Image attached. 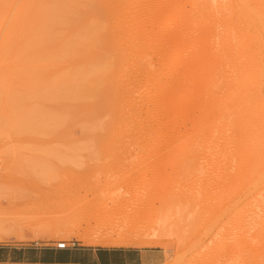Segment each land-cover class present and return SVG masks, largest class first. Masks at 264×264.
<instances>
[{
	"label": "rangeland",
	"instance_id": "rangeland-1",
	"mask_svg": "<svg viewBox=\"0 0 264 264\" xmlns=\"http://www.w3.org/2000/svg\"><path fill=\"white\" fill-rule=\"evenodd\" d=\"M27 1L0 0V47L10 27L28 30L35 3ZM75 1L77 10L99 5L85 21L102 23L120 37L113 34L103 47L121 57L120 96L110 85L109 103L101 100L88 110L60 98L10 104L0 87V243L122 240L160 248V264H240V182L233 157L221 151L222 123L207 108L220 45L198 27L199 0ZM51 5L53 13L65 8L64 0ZM47 26L48 55L36 63L43 85L60 77V70L82 68L60 56L73 46L65 39L70 31L55 20ZM175 89L187 93L178 107L171 105L178 100ZM19 108H38L45 120L23 125L10 116ZM195 137L197 147L171 148L175 139L191 144Z\"/></svg>",
	"mask_w": 264,
	"mask_h": 264
},
{
	"label": "bare ground",
	"instance_id": "bare-ground-1",
	"mask_svg": "<svg viewBox=\"0 0 264 264\" xmlns=\"http://www.w3.org/2000/svg\"><path fill=\"white\" fill-rule=\"evenodd\" d=\"M32 1L28 2V4L35 3L34 14L30 17L33 20L28 23V30L21 32L14 26L10 27L0 47V87L9 97L10 104L22 98H60L63 102L75 103L80 107L85 104L84 108L91 109L98 101L106 99L105 102L109 103L110 85L114 86L115 96L116 94L120 96L117 93L120 91L117 72L121 57L117 58L119 54L116 55L117 57L114 56L112 53L114 50L109 53L104 49L106 45L108 46L109 37L112 39L114 33L111 35L109 33L111 29L102 26V23L97 22L91 26L89 25L91 23L85 21L88 12L94 9H97L96 12L100 10L99 5L94 9L93 5L91 10L90 7L87 10L88 4L84 5L87 10L85 11V7L82 8L83 10L80 7L82 5L80 1L83 3L85 1L78 0L77 3L81 4L78 9L83 12L81 13L73 6L75 0H64V5L61 6L65 8L61 7L62 9L53 13L51 0ZM87 3H90L89 0ZM28 4L25 2V5ZM233 6L236 9L233 10ZM102 7L104 8L103 5ZM170 9L177 12L179 7L172 4ZM194 12L201 32L203 33L204 28L209 36L219 39L220 53L212 58L216 64L210 74L212 91L209 93L207 108L208 113L215 114L216 119L222 123L221 151L229 158L233 157L240 182L241 251L239 252L242 259L240 255L237 256L241 261L240 264H264V0H199ZM94 15L100 18L97 13ZM96 17L91 18L99 20ZM234 18L237 23L236 30L231 27V22H235ZM1 19L3 18L0 17ZM51 20L63 24L70 31L65 39L73 46L62 50L61 58L75 61L74 67L81 65L82 68L79 71L60 70V77L43 85L41 68L37 69L39 67L36 63L48 55V45L51 41L45 35L50 32L47 24ZM185 22L186 20L182 21L181 28ZM180 29L177 30L179 34L175 32L173 36L176 44L183 35ZM77 33L79 34L76 37ZM114 37L117 41L120 38L118 34H114ZM93 48L97 51H93ZM178 53L180 56V52ZM18 56H21L22 60L20 57L18 59ZM8 61L16 62V66L6 67ZM25 67L29 69L24 71ZM18 86H23L21 94L15 92ZM173 93L176 99L181 96L187 98L186 91L181 93L176 90ZM178 101L179 99H173L171 105L176 107ZM19 109L12 111L10 116H19L15 119L23 125L31 127V120L35 123L45 120V113L38 108ZM175 111L178 114V110ZM177 119L175 122L169 121V124L170 122L176 124ZM88 123L92 126L95 124L87 121ZM87 124L85 123L86 126ZM176 140L170 144L171 148H190L195 144L198 145L197 137L191 144L179 143Z\"/></svg>",
	"mask_w": 264,
	"mask_h": 264
},
{
	"label": "crops",
	"instance_id": "crops-1",
	"mask_svg": "<svg viewBox=\"0 0 264 264\" xmlns=\"http://www.w3.org/2000/svg\"><path fill=\"white\" fill-rule=\"evenodd\" d=\"M120 242L73 240L66 249L56 248V243H0V264H160L163 260L160 248Z\"/></svg>",
	"mask_w": 264,
	"mask_h": 264
},
{
	"label": "built area",
	"instance_id": "built-area-1",
	"mask_svg": "<svg viewBox=\"0 0 264 264\" xmlns=\"http://www.w3.org/2000/svg\"><path fill=\"white\" fill-rule=\"evenodd\" d=\"M68 247H69V245L66 244V242H59L56 244V248H58V249H66Z\"/></svg>",
	"mask_w": 264,
	"mask_h": 264
}]
</instances>
